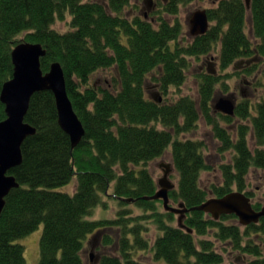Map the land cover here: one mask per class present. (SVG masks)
I'll list each match as a JSON object with an SVG mask.
<instances>
[{
	"label": "trees",
	"instance_id": "16d2710c",
	"mask_svg": "<svg viewBox=\"0 0 264 264\" xmlns=\"http://www.w3.org/2000/svg\"><path fill=\"white\" fill-rule=\"evenodd\" d=\"M199 1L164 0L160 13L176 16L171 21L162 14L152 20L128 13L132 0H0V94L13 76L14 47L23 41L39 42L47 49L41 59L43 71L55 61L62 64L69 96L86 129L73 149L58 123L54 93L43 90L32 96L25 120L37 132L22 145V163L10 170L20 186L6 196L0 215V264H27L25 245L18 240L42 223L39 264H87L84 252L92 236L101 239L100 264H147L139 258L143 250L165 264H224L214 241L205 237L211 232L253 255L248 264H264V216L242 226L225 222L236 218L234 214L215 220L193 210L185 218L190 232L173 224L175 214L162 211L161 200L144 199L158 190L148 164L170 146L179 174L171 199L191 208L210 198L201 185V174L210 166L206 142L187 136L201 117L220 141L218 150L233 153L231 161L220 166L221 182L212 184L214 196L238 190L253 198L248 176L253 167L264 169V96L256 103H237L235 116L216 112L213 101L222 77L213 71L201 74L198 100L190 95L174 101L148 96L149 80L158 84L163 96L172 86L181 88L191 58L212 56L218 44L222 69L241 68L246 60L242 73L264 77V0H252L250 11L244 0H216L207 8L209 30L189 35L186 42L177 14L182 5ZM68 15L69 30L54 28ZM107 69L113 70L108 84L92 81L96 72ZM6 117L0 99V121ZM74 178V193L58 189ZM107 198L123 209L115 217L92 218L97 207L108 208ZM130 205L149 213L134 215ZM253 206L260 209L262 204ZM148 218L161 232L153 243L145 236L143 220ZM252 233L257 237H250Z\"/></svg>",
	"mask_w": 264,
	"mask_h": 264
},
{
	"label": "rangeland",
	"instance_id": "374dc122",
	"mask_svg": "<svg viewBox=\"0 0 264 264\" xmlns=\"http://www.w3.org/2000/svg\"><path fill=\"white\" fill-rule=\"evenodd\" d=\"M149 0H132V5L128 8V13H139L140 15H144L147 13V17L149 19H156L157 16L161 14L169 19L174 20L176 16L169 15L167 13H160L162 10V4L164 0H150L151 6H147V2ZM214 1L216 0H202L199 2H190L187 5H182L180 7V11L177 14L183 23H184V38L187 42L188 36L190 35V26H189V18L198 9H207L213 6ZM138 5V8H134L133 5ZM250 18V17H249ZM71 20V16L68 15L65 20H57L53 25L54 28L61 32H65L70 29L69 22ZM250 25V20L248 23V29ZM249 33V32H248ZM23 37L20 36V38ZM218 53H219V44L217 45V49L213 52L212 56H202L200 58L194 57L191 58L192 65L190 69L187 71V79L186 82L182 85L181 88H177L175 86L171 87V90L168 95L163 96L162 93L158 90V84L148 81L147 91L148 96L156 98L160 95L169 100L174 101L177 100L182 95H190L194 99H199V86L201 81V74L203 72L213 71L215 74H219L221 78V82L217 84L216 95L214 98L217 101L220 97L230 96L236 100L237 103L243 102L246 99H249L251 102L256 103L264 96V77L258 73L257 78H254V75H245L242 73L243 65L241 68H236L235 65L228 67L227 69H222L220 63L218 61ZM246 61V60H245ZM247 62V61H246ZM246 65V63H245ZM244 65V66H245ZM113 73L112 69L100 70L93 75V82H97L100 85L108 84L111 79V75ZM225 84H228L229 89L224 91ZM226 123V122H225ZM229 125V124H228ZM161 128L162 125H159ZM187 136H192L199 139L205 140V153L208 157L209 168L204 170L201 174V185L203 188H206L210 197H213L212 192V184L220 183L222 180V174L220 170V166L224 162L231 161L233 153L228 150L225 152H220L218 147L220 146V141L215 137L212 127L206 122L204 117H201L198 120V126L194 130V133L188 134ZM185 137V136H184ZM249 142L252 149H254V143L252 139V135H249ZM161 163H172V153L171 146L167 149L163 156L153 160L148 164L150 170L152 171L154 178L158 180L163 176V169L161 167ZM170 178L173 182L178 185L179 182V174L173 165V171L170 175ZM76 178H74L70 183L59 187L58 189L62 191H66L69 193H74L76 190ZM248 189L254 192V196L252 198L253 203L260 202L262 206H264V169L252 168L251 172L248 176ZM109 205L108 208L104 209L102 207H97L92 218L99 219L103 217H115L117 215L118 210L123 209V207L119 204L118 201L114 199H108ZM172 200V199H171ZM180 202L171 201L173 206H178ZM160 209L162 211H166L163 207L162 202L158 203ZM128 208L133 210L134 215L140 214H148L147 211H144L142 208H138L135 205H130ZM207 214V213H206ZM209 214H207L208 216ZM210 217H212L210 215ZM178 216L175 214V220L173 221L174 225H177ZM227 223H237L239 224L238 217L236 218H228L225 220ZM143 223L146 225L147 231L145 232V236L153 243L156 237L161 233L157 227V224L154 222L152 218H148L143 220ZM44 231V224H40L39 227L33 231L32 233L26 235L23 238H20L18 241L25 245V257L27 260V264H39L41 261V249H40V240ZM212 235H206V238H209L214 241L216 249L221 252L224 256V264H248V262L254 258L253 255L242 253L238 249L233 248L227 242H223L214 237V233L211 232ZM93 236L87 242V248L84 252V259L87 264H100L102 248H101V239L99 237ZM252 238H256L257 234L252 233L250 235ZM247 240V237H246ZM264 250V245H263ZM140 259H144L147 264H165L163 261H155L153 259V255L151 251H141Z\"/></svg>",
	"mask_w": 264,
	"mask_h": 264
},
{
	"label": "water",
	"instance_id": "95a60500",
	"mask_svg": "<svg viewBox=\"0 0 264 264\" xmlns=\"http://www.w3.org/2000/svg\"><path fill=\"white\" fill-rule=\"evenodd\" d=\"M150 1V0H149ZM248 10H251L252 0H244ZM190 34L198 36L205 34L210 27L206 9H198L189 18ZM47 54V49L39 42L23 41L12 51L14 65L13 76L7 80L1 90L0 99L5 104L7 117L0 121V215L6 204V196L12 189L20 186L16 176L10 170L23 161L22 145L28 136L34 135L37 128L26 122L25 117L30 107L32 96L39 91L50 90L54 93L58 111V123L70 136L72 148H76L83 140L86 129L67 90L66 76L62 64L55 61L50 69L44 72L41 59ZM162 98L159 99L161 101ZM236 100L230 96L215 100V111L234 116ZM163 176L157 180L158 190L144 199L162 200L166 211L178 215V224L192 232L185 224L188 212L201 210L219 220L223 215L234 214L243 226L258 223L264 216V206L255 209L252 198L242 191H231L224 196H213L194 207H187L184 202L173 206L170 191L176 188V183L170 178L173 171L172 163H161ZM127 201H134L132 198Z\"/></svg>",
	"mask_w": 264,
	"mask_h": 264
},
{
	"label": "flooded vegetation",
	"instance_id": "af4514ba",
	"mask_svg": "<svg viewBox=\"0 0 264 264\" xmlns=\"http://www.w3.org/2000/svg\"><path fill=\"white\" fill-rule=\"evenodd\" d=\"M147 6L150 7L151 6V3L150 1L147 2ZM145 16H147V13H145ZM245 65V63L243 62V66Z\"/></svg>",
	"mask_w": 264,
	"mask_h": 264
},
{
	"label": "crops",
	"instance_id": "0c3cea01",
	"mask_svg": "<svg viewBox=\"0 0 264 264\" xmlns=\"http://www.w3.org/2000/svg\"><path fill=\"white\" fill-rule=\"evenodd\" d=\"M248 32H249V33H251V32H252L251 24L249 25Z\"/></svg>",
	"mask_w": 264,
	"mask_h": 264
}]
</instances>
